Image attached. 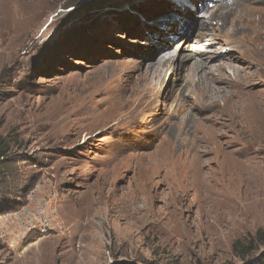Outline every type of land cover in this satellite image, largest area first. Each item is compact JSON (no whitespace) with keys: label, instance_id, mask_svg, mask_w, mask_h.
<instances>
[{"label":"rangeland","instance_id":"1","mask_svg":"<svg viewBox=\"0 0 264 264\" xmlns=\"http://www.w3.org/2000/svg\"><path fill=\"white\" fill-rule=\"evenodd\" d=\"M189 1L1 9L0 264H242L233 244L264 230V136L238 139L236 164L195 174L163 125L178 101L176 77L144 86L157 76L150 65L182 44L188 21L196 45L198 15H209L190 12ZM152 91L164 115L145 112L121 135L116 122Z\"/></svg>","mask_w":264,"mask_h":264},{"label":"bare ground","instance_id":"2","mask_svg":"<svg viewBox=\"0 0 264 264\" xmlns=\"http://www.w3.org/2000/svg\"><path fill=\"white\" fill-rule=\"evenodd\" d=\"M3 1L5 5H0V13L4 7L12 10L13 2L14 6L16 4L15 7H18L17 2L27 5L30 0H10L13 2L9 4L7 0ZM39 7L41 5H38ZM188 9L192 13L204 10L209 15H198L201 19V34L195 40L196 45H191L189 39L195 21H188V28L179 31V34L182 32L180 35L185 37L182 44L172 52L162 55L158 63L150 65L148 71L153 77L155 74L157 76L150 78L152 81L145 82L144 86L147 87L149 83L159 81L167 75L176 77L179 83L178 101L163 125L168 127L167 139L173 143L172 149L178 154L186 153L185 157H188L189 153L192 171L198 174L209 171L211 166L221 167L224 164L222 167L226 168L229 161L236 164L238 161L234 160V153L238 152V149L235 150L237 143L239 145L238 141L250 136H264V0H190ZM22 11L24 12V9ZM27 32L29 33V30ZM175 35H178V32ZM177 40L179 38L173 41ZM183 42H188L186 48H183ZM185 49L190 53L179 56V52ZM255 87L260 90L254 91ZM229 89L233 91L227 92ZM141 102L139 114H126L116 122L115 126L121 131V135L130 137L131 128L146 121L145 112L150 111V120L164 115L158 96L153 91ZM249 114L257 116L259 122L261 120L260 124L257 125ZM129 117L131 122H127ZM126 123L131 126L128 127ZM131 139L123 141L121 146L127 147ZM169 141L166 142L168 145ZM159 151L156 157L160 155ZM163 155L166 156V153L163 152ZM161 161L169 163L172 167L170 161L163 158ZM126 166L128 165L124 164L123 167L127 168ZM233 172L236 174L237 170L232 169L231 173ZM214 179L211 178L212 181L209 182L217 180Z\"/></svg>","mask_w":264,"mask_h":264},{"label":"trees","instance_id":"3","mask_svg":"<svg viewBox=\"0 0 264 264\" xmlns=\"http://www.w3.org/2000/svg\"><path fill=\"white\" fill-rule=\"evenodd\" d=\"M263 248L264 230H260L255 236H251L248 240H237L233 244L232 250L242 264L250 260H254L251 264H264V253H259Z\"/></svg>","mask_w":264,"mask_h":264},{"label":"water","instance_id":"4","mask_svg":"<svg viewBox=\"0 0 264 264\" xmlns=\"http://www.w3.org/2000/svg\"><path fill=\"white\" fill-rule=\"evenodd\" d=\"M251 263H253V261H252V262H246V263H244V264H251Z\"/></svg>","mask_w":264,"mask_h":264}]
</instances>
